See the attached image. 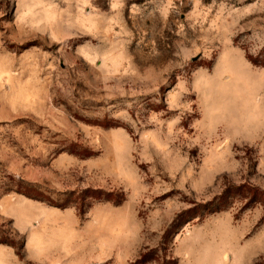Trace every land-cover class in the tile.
Segmentation results:
<instances>
[{"label": "rangeland", "instance_id": "1", "mask_svg": "<svg viewBox=\"0 0 264 264\" xmlns=\"http://www.w3.org/2000/svg\"><path fill=\"white\" fill-rule=\"evenodd\" d=\"M241 185L264 0H0V264H264Z\"/></svg>", "mask_w": 264, "mask_h": 264}, {"label": "trees", "instance_id": "2", "mask_svg": "<svg viewBox=\"0 0 264 264\" xmlns=\"http://www.w3.org/2000/svg\"><path fill=\"white\" fill-rule=\"evenodd\" d=\"M232 189H235L236 192H241L244 195L249 194V197L251 199L252 198H255V199L259 198L261 194H263V196H264V193L260 194V191L258 189H256L255 187H250V186L247 187L246 185L235 186V187H232L231 189H225V193H223V195L219 196V202H217V203H215V205L213 204L211 207H209V210L220 211V210L224 209L227 206L228 199L235 192ZM22 192L25 193L29 197H36L37 198V196L31 195V193L29 192L28 189H26ZM107 196L109 197L110 195L107 194ZM263 201H264V199H263ZM186 214H187V211L181 212L178 215V218L179 219L183 218V217H185Z\"/></svg>", "mask_w": 264, "mask_h": 264}]
</instances>
